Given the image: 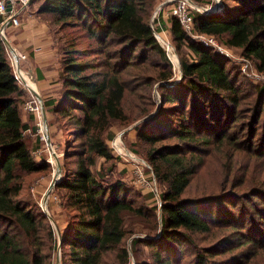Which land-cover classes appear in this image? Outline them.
<instances>
[{
  "label": "trees",
  "instance_id": "obj_1",
  "mask_svg": "<svg viewBox=\"0 0 264 264\" xmlns=\"http://www.w3.org/2000/svg\"><path fill=\"white\" fill-rule=\"evenodd\" d=\"M157 1L42 0L36 8L54 41L60 86L58 97L43 105L68 138L62 175L53 187L66 216V226L59 230V263L181 264L178 253L165 246H194L197 235L215 237L213 230L220 228L224 233L211 245L195 246L192 264H221L215 257L234 251L230 264H259L264 257V137H257L256 126L261 115L264 125V86L251 95L242 92L225 58L192 34L239 48L242 57L264 72V0H234V12L223 17L194 10L191 33L176 16L168 17L179 56L176 82L172 63L149 24ZM191 1L203 5L211 0ZM8 54L0 39V264H52L51 252L59 240L50 219L17 198L22 176L49 164L37 162L27 146L26 136L32 134L27 131L34 128L22 119L26 92L14 77ZM96 56L100 58L92 59ZM172 113L178 115L176 129ZM240 117L245 118L233 129ZM130 124H135V142L150 146L144 157L159 188L158 209L135 207L121 198L125 184L105 180L112 165L92 170L97 158L104 163L114 159L108 145L115 136L113 127ZM171 136L175 143L154 146ZM32 143L39 145L38 140ZM242 152L260 160L261 168L256 176L246 180L243 173L233 182ZM211 159L229 187L221 195L223 187L207 189L198 202L236 198L241 201L238 216L225 211L206 218L195 210L197 199L185 196ZM250 160L247 167L254 164ZM224 161L228 165L223 169ZM126 215L136 219L135 227L128 228ZM139 244L150 249V261L138 259Z\"/></svg>",
  "mask_w": 264,
  "mask_h": 264
},
{
  "label": "rangeland",
  "instance_id": "obj_2",
  "mask_svg": "<svg viewBox=\"0 0 264 264\" xmlns=\"http://www.w3.org/2000/svg\"><path fill=\"white\" fill-rule=\"evenodd\" d=\"M42 0H32L29 4L26 12L29 10L31 13L34 14L36 12V8L40 4ZM166 0H159L154 3V5L150 9L149 14V22L154 23L155 29H158V31H165L167 32L168 29V15L167 12L170 11L169 7L172 3H164ZM250 1V0H249ZM191 12L194 10L198 11L202 15H219V16H227L228 14L234 12L233 9L238 4L234 0H211L207 3H204L203 5L197 4L193 1H191ZM31 5V8H29ZM161 6L160 10L158 8ZM230 12V13H229ZM25 14V13H24ZM23 14V15H24ZM32 15V14H31ZM33 17V16H32ZM40 17V16H39ZM22 18H20V26L22 23ZM41 18V17H40ZM19 26V27H20ZM160 26V28H159ZM18 27V28H19ZM17 29L14 27H7L5 29L4 36H0V39L3 41V38H5L9 46L15 50L16 52L24 53L18 50L17 44L13 41L11 37V30ZM79 31V30H78ZM50 32V30H49ZM82 32V31H80ZM168 39L171 42L170 39V33L167 32ZM51 37V36H50ZM192 37H194L195 40L201 41L204 44L216 49L219 54H221L226 62L225 67L230 72L231 76H234L237 78V84L241 87L242 92H248L250 95L253 91L256 89L258 90L260 87L264 86V72H258L252 61L250 59L244 58L241 56V50L239 48H229L227 47L221 40L212 37L214 40V43L209 42V38L211 36L204 35V34H192ZM81 41L87 42V39H81ZM51 42L54 46V41L51 37ZM4 43V41H3ZM172 45V43H171ZM6 46V44H5ZM84 44H82L80 47L82 48ZM173 46V45H172ZM7 48V46H6ZM8 50V49H7ZM185 50V49H183ZM186 51V50H185ZM9 53V51H8ZM169 57L171 63H172V71H173V81L176 82L180 79V65H179V56L175 52L174 47L169 53L167 54ZM9 58V54H8ZM94 58H100V56L92 57ZM20 67L23 70H28L27 65L25 64V61H20ZM26 66V67H25ZM29 71V70H28ZM26 92L25 96V102H30L34 100L35 93L29 92L28 90L23 89ZM156 91V86L153 87V92ZM37 92V91H35ZM38 93V92H37ZM39 94V93H38ZM40 96V94H39ZM264 96V95H263ZM42 105L45 102V99L40 96ZM23 103V104H24ZM189 103V102H188ZM187 103V106L189 105ZM23 104L21 106L22 110V119L24 121H28L33 131H27L32 132L29 133V136H26V143L29 148H32V156L34 159L38 162L39 160L47 161L48 158H50L51 149L52 146L53 150L57 154L56 159L59 161L61 172L59 175H55V171L57 168V162L56 159L51 158V161L48 163L49 167L45 170L30 173V174H24L21 178V184H22V190L17 197L18 199H22L27 204L31 205L34 209H41L44 211L43 207H46V212L44 211L45 215H52L50 217V223L52 224L53 228L55 229V237L57 240H59V230H63L66 226V216L65 212L60 208L59 206V193L58 191H55L53 188L50 189L49 194L46 195L45 193L49 189L50 184L55 179V181L58 182L60 176L62 175V163H63V154L64 150L67 148V137H62V134L60 130L57 128V124H55V115L45 112V107L43 105V112L40 113H30L27 110L23 109ZM167 106V105H166ZM187 108V107H186ZM46 114V115H45ZM49 114V115H48ZM264 114V112H263ZM178 115H174L173 113L169 116L171 118V121L173 122V127L177 128V122H178ZM243 118L240 117L233 125V129L238 126L239 122H242ZM262 118L263 115H261L259 124L256 126V134L257 137L262 136L264 137V125L262 126ZM45 120L46 123V129H47V138L49 141V144L47 142V145H50L49 150L47 145L44 141L40 139V136L37 133V121L38 120ZM47 119V121H46ZM50 125H53V129L50 130ZM131 125V126H130ZM126 127L123 125L121 126H114L113 132L115 134L114 138L120 137V146H123L125 149H127L129 152L133 154V158L129 157H116L113 150L110 148V140L108 142L109 149L111 154L113 155L114 159L112 161L104 163V160L101 158H97L96 164L92 168L94 172H97L101 167L107 168L110 165H112V172L105 175V180L111 181V180H120L125 184V192L121 194V198H125L132 206L138 207L142 206L144 208H157L159 206V188L157 183H155V188L157 192L155 193L154 187L152 186V176L150 175V172L148 169L143 165L140 160H143L145 164L149 166L147 163L144 154L146 153V150L149 149V144L145 143H136L135 142V131L132 128L134 125L130 124ZM167 131V130H166ZM26 132V133H27ZM37 133V134H36ZM261 137V138H262ZM38 140L39 145L34 148L32 145L34 141ZM259 141H256L255 144L260 145L258 143ZM171 144L175 143V139L171 136L166 139H162L158 142H155L154 146H158L161 144ZM226 147L223 148V154L226 153ZM251 159V164L247 167V161ZM256 161V163H255ZM225 162V161H224ZM260 160L256 158H251L249 154L246 152L241 153L240 159L237 161L236 165L238 166V174L233 179V182H238L242 178V174H246L245 179L247 180L250 176H256L258 174V171L260 170ZM223 169L225 168V165H228V162L226 161L225 164L222 162ZM215 167V169H214ZM218 169V162L215 160H209L204 166L199 170V173L192 179V182L188 188V190L185 193V196L190 197L191 199H197L195 203H197L195 210L198 211L201 215L205 216L206 218H215L218 213L225 214V211H228L230 213H233L234 216H238L240 212V204L241 201H237L236 198H232L226 202L219 201V203H201L198 201H201L204 196H206L210 190V188H225V191H221V194L226 193L229 187V181H227L223 175H219L215 172V170ZM142 170V171H141ZM225 185H224V184ZM60 192H62L60 190ZM157 194V195H156ZM200 204V205H199ZM136 219L132 216L126 215V224L129 227L134 226L132 222H135ZM264 228V227H263ZM222 229L217 228L213 230L212 233L216 234L217 236L212 237V234H200L196 236V244L194 246H191L189 244L183 243V242H174L169 244V246H165L166 248L172 247L171 250L176 251L178 253V258L181 260V264H192L195 256V246L197 248H202L211 245L217 238L223 234L224 232L221 231ZM256 231L257 229H253ZM140 237H145L143 235H140ZM247 248H242L241 250H246ZM137 251V257L141 262H148L150 261V249L145 246L139 244L136 249ZM173 254V253H172ZM234 252L227 253L225 255L217 256L212 258L211 260H221V264H227L229 260H231L235 255ZM51 262L52 264H56V260L60 259V248L58 246V241L53 246L52 252H51ZM261 262L259 264H264V257H261ZM132 261L134 262V258H132ZM230 262V261H229ZM228 262V264H230ZM60 264V263H59Z\"/></svg>",
  "mask_w": 264,
  "mask_h": 264
},
{
  "label": "built area",
  "instance_id": "obj_3",
  "mask_svg": "<svg viewBox=\"0 0 264 264\" xmlns=\"http://www.w3.org/2000/svg\"><path fill=\"white\" fill-rule=\"evenodd\" d=\"M31 1L32 0H0V36L5 37L4 33L7 27L10 26V27L17 28L20 26V18L22 16V13L25 11V8L29 6ZM165 3H172L169 7L170 11L167 12V15L169 17L176 16L180 20L183 28L187 32L191 33L192 21H193L192 15H191L192 12L190 10L191 5H192L191 0H166L161 5ZM160 8L161 6L158 8V10H160ZM149 24H150L151 29L153 30L154 37L157 39V41L160 43L162 48L165 50L166 54H168L169 51H171V47L173 49V46L171 45V42L167 36L168 34L167 32L169 31L167 32L163 30L158 31V29H155L153 22L150 21ZM209 42L214 43V40L212 37L209 38ZM8 51H9V61L12 67V71L14 73V77L16 81L18 82L19 86L22 89L35 93L36 90L30 89L28 86V83H29L28 81L33 83V77H32L31 72L28 70H23L20 67L21 66L20 61L25 60L26 55L20 52H16L15 50H11V49H8ZM23 109L29 111L30 113L42 114L43 112L42 101L35 94L34 100L23 104ZM36 123H37L36 127L38 130L37 133L40 136V139L44 141L45 144L47 145L48 138H47V129H46L45 120L41 119V120H38ZM120 140H121L120 137H118L117 139L114 138L112 139V141H110V148L113 150L112 152L114 153V155L116 157L121 156V157L133 158L134 156L131 152H129L123 146L119 145L120 143L122 144ZM47 147L49 150L50 145H47ZM52 148L53 147L51 146L50 147L51 151L49 150L50 153H48L50 155V158H48L46 162L48 161L50 162L51 158L56 159L57 157V154ZM138 160L144 163L143 165L148 169V171L150 172V175H153L150 167L147 164H145L143 160H140V159ZM151 183L156 193L157 192L155 188L156 181L154 179V176H152ZM43 208H44L43 210L46 212V207H43Z\"/></svg>",
  "mask_w": 264,
  "mask_h": 264
},
{
  "label": "crops",
  "instance_id": "obj_4",
  "mask_svg": "<svg viewBox=\"0 0 264 264\" xmlns=\"http://www.w3.org/2000/svg\"><path fill=\"white\" fill-rule=\"evenodd\" d=\"M27 8H25L21 16L23 17V24L19 28L11 30V37L17 44L18 50L26 55L24 61L33 77V83L28 81L29 86L47 101L57 98L60 89L57 82L58 63L56 49L51 42L52 36L47 24L36 12L34 14L29 10L26 12ZM29 8H31V5ZM49 127L50 130L53 129V125Z\"/></svg>",
  "mask_w": 264,
  "mask_h": 264
},
{
  "label": "water",
  "instance_id": "obj_5",
  "mask_svg": "<svg viewBox=\"0 0 264 264\" xmlns=\"http://www.w3.org/2000/svg\"><path fill=\"white\" fill-rule=\"evenodd\" d=\"M3 41H4V44H6V46H7L8 49L13 50V49L9 46V43H8V41H7L5 38H3ZM35 94L37 95L38 98H40V96H39L38 93L35 92ZM40 99H41V98H40ZM43 111H44V110H43ZM47 142L49 143L48 140H47ZM56 162H57V168H56V171H55V173H56L55 175L57 176V175L60 174V172H61V168H60L59 161H58L57 159H56ZM55 179H56V178H55ZM55 179H54V180L52 181V183L50 184L49 189H48L47 192H46V195H48L50 189H52V188L56 185L57 181H55ZM47 217L50 219L49 215H47ZM59 248H60V239H59ZM56 264H59V258L56 260Z\"/></svg>",
  "mask_w": 264,
  "mask_h": 264
},
{
  "label": "bare ground",
  "instance_id": "obj_6",
  "mask_svg": "<svg viewBox=\"0 0 264 264\" xmlns=\"http://www.w3.org/2000/svg\"><path fill=\"white\" fill-rule=\"evenodd\" d=\"M28 86H29V83H28ZM30 89H32L30 86H29ZM33 90V89H32Z\"/></svg>",
  "mask_w": 264,
  "mask_h": 264
}]
</instances>
